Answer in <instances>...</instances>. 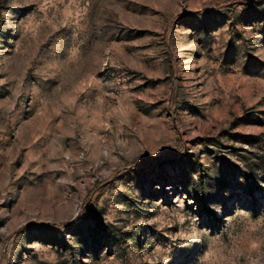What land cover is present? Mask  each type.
Wrapping results in <instances>:
<instances>
[{
	"label": "rangeland",
	"instance_id": "374dc122",
	"mask_svg": "<svg viewBox=\"0 0 264 264\" xmlns=\"http://www.w3.org/2000/svg\"><path fill=\"white\" fill-rule=\"evenodd\" d=\"M0 264H264V0H0Z\"/></svg>",
	"mask_w": 264,
	"mask_h": 264
},
{
	"label": "trees",
	"instance_id": "16d2710c",
	"mask_svg": "<svg viewBox=\"0 0 264 264\" xmlns=\"http://www.w3.org/2000/svg\"><path fill=\"white\" fill-rule=\"evenodd\" d=\"M145 161H147V159ZM144 163H146V162H144Z\"/></svg>",
	"mask_w": 264,
	"mask_h": 264
}]
</instances>
